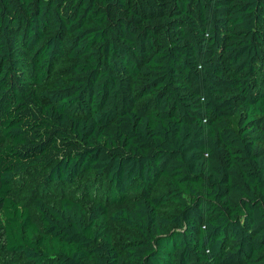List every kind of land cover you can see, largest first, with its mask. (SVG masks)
<instances>
[{"label":"trees","instance_id":"obj_1","mask_svg":"<svg viewBox=\"0 0 264 264\" xmlns=\"http://www.w3.org/2000/svg\"><path fill=\"white\" fill-rule=\"evenodd\" d=\"M0 243L264 264V0H0Z\"/></svg>","mask_w":264,"mask_h":264},{"label":"rangeland","instance_id":"obj_2","mask_svg":"<svg viewBox=\"0 0 264 264\" xmlns=\"http://www.w3.org/2000/svg\"><path fill=\"white\" fill-rule=\"evenodd\" d=\"M44 176L45 173H39V174H33L30 176H27L23 180H18L13 184V188L16 189L19 192L23 191H32L37 195H53L56 192H59V187H56L55 184H51L50 186L45 185L44 182ZM88 205V203H87ZM0 264H24L22 263L18 258L15 256H12L10 254H7L1 246L0 243Z\"/></svg>","mask_w":264,"mask_h":264}]
</instances>
